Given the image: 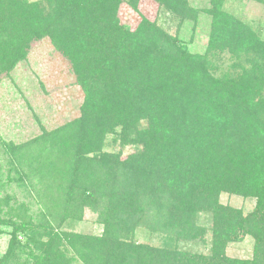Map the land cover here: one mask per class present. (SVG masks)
<instances>
[{"label":"trees","instance_id":"trees-1","mask_svg":"<svg viewBox=\"0 0 264 264\" xmlns=\"http://www.w3.org/2000/svg\"><path fill=\"white\" fill-rule=\"evenodd\" d=\"M154 1L195 19L187 0ZM122 2L0 0V75L47 38L84 92L79 117L47 134L73 142L62 169L71 215L89 210L102 225L94 236L59 231L4 196L0 225L13 229L5 256L12 264H264V39L215 0L206 49L193 53L155 20L123 24ZM126 2L138 10V0ZM224 55L232 64L224 66ZM107 135L134 150L123 159L122 151H102ZM44 169L58 167L50 160L38 165ZM220 192L255 197L257 209L242 216L218 202ZM198 212L213 222L206 254L179 247L202 234ZM145 218L164 235L161 246L134 241ZM253 225L261 226L253 259L226 257L225 244Z\"/></svg>","mask_w":264,"mask_h":264},{"label":"rangeland","instance_id":"rangeland-1","mask_svg":"<svg viewBox=\"0 0 264 264\" xmlns=\"http://www.w3.org/2000/svg\"><path fill=\"white\" fill-rule=\"evenodd\" d=\"M126 1L120 4L118 12L123 24L134 28L141 16H145L155 20L188 51H205L211 29L209 12L215 0H187L196 10L194 20H180V16L166 11L154 0H138L137 11ZM220 7L251 26L264 39V0H221ZM223 61L224 66L233 62L229 55H224ZM83 97L84 92L75 82L68 63L47 38L32 42L26 56L17 61L8 73L0 75V198L9 196L11 202L24 203L35 222H44L46 215L59 231L94 236L102 231L96 213L85 210L84 218L78 219L73 215L74 211L72 215L70 211L76 205L68 198L67 174L63 170L71 165L73 156L65 149L69 147L72 151L70 145L73 142L68 140V144H61L47 134L79 117ZM7 143L17 149L15 157L5 149L4 144ZM133 150V146L121 148L113 135L105 137L102 147L104 152L122 151L121 159ZM19 159H22L21 166ZM50 160L58 167L57 171L47 172V167L44 172L38 171V165ZM30 164H34L35 171ZM256 201L255 197L234 193L220 192L218 196L221 205L240 210L242 216L257 209ZM5 204L3 201L0 210H4ZM196 217L202 234H197L196 240H181L179 247L206 254L213 248L212 217L205 212H198ZM148 223L146 218L141 220L134 233V241L161 246L164 235L152 230ZM254 226L245 233L237 231V235L225 244L223 254L232 259H253L254 234L261 228ZM12 232L10 226L0 225V264H12L10 262L14 259L5 256ZM18 237L23 238L21 234ZM25 253H19V256L25 257Z\"/></svg>","mask_w":264,"mask_h":264}]
</instances>
